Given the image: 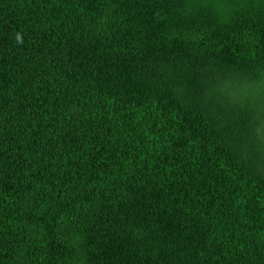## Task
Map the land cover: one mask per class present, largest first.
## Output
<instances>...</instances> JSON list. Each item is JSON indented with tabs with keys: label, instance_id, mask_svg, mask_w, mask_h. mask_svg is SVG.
Wrapping results in <instances>:
<instances>
[{
	"label": "trees",
	"instance_id": "1",
	"mask_svg": "<svg viewBox=\"0 0 264 264\" xmlns=\"http://www.w3.org/2000/svg\"><path fill=\"white\" fill-rule=\"evenodd\" d=\"M264 64V0H0V264H264V180L177 99L193 56Z\"/></svg>",
	"mask_w": 264,
	"mask_h": 264
},
{
	"label": "rangeland",
	"instance_id": "2",
	"mask_svg": "<svg viewBox=\"0 0 264 264\" xmlns=\"http://www.w3.org/2000/svg\"><path fill=\"white\" fill-rule=\"evenodd\" d=\"M168 82L176 98L208 119L264 180V64L248 68L193 56L171 67Z\"/></svg>",
	"mask_w": 264,
	"mask_h": 264
}]
</instances>
